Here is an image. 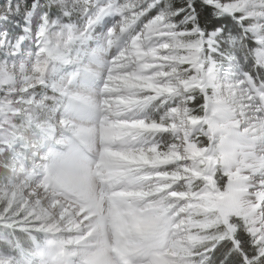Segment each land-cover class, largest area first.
<instances>
[{"label":"rangeland","instance_id":"1","mask_svg":"<svg viewBox=\"0 0 264 264\" xmlns=\"http://www.w3.org/2000/svg\"><path fill=\"white\" fill-rule=\"evenodd\" d=\"M258 3L259 0H241V7L248 6L245 15H260V9L254 6ZM68 39L66 36L65 42ZM63 75L64 71L53 77L57 86L49 83L31 91L38 81H33L31 71L25 72L22 62L9 61L6 66L0 63V111L6 115L4 124L20 125L21 120L17 117L13 121L12 115L23 111L25 116V138L17 148L15 162L10 153L0 149V161L10 170L8 178L0 180V264H117L111 251L129 264H138L153 247L161 250L155 255L159 261L140 264H204L194 259L201 237L199 206L213 208L214 215L224 223L229 213L236 212V206L228 209L223 205L225 195L235 190L236 181L226 166L225 153L217 152V157L209 161L198 138L202 134L209 143L206 129L193 132L188 126L186 134L180 114L175 121L177 128L170 132L176 135V143L162 144V139L152 132L159 129L160 118L149 121L146 111L151 94L141 81L117 66L109 69L104 83L97 81V87L103 86L98 87V93L92 87L82 88V97L73 99L75 104L87 103L90 113L79 105L75 111L73 103L68 108L69 91L75 95L76 87L84 85L70 84L71 76L61 84ZM104 85L112 89L110 96L105 95ZM128 87L129 109L118 107L112 111L117 103L114 100ZM178 106L183 112L184 105ZM154 109V114L161 117L163 110L157 106ZM65 132L70 134L67 137L77 135L88 142L100 158L103 148H99L98 140H108L104 156L109 164L106 184L111 190L105 197L112 206H105L108 210L96 212V187L105 185L90 175L93 161L87 159L88 163L75 149H52L54 140H66ZM216 163L228 175L222 189L208 176L209 167ZM31 164L40 169L43 165L44 184L36 185L37 168L29 171L34 170ZM47 180L76 195L81 204L71 200L74 197L63 198L55 187L47 186ZM124 200L132 206L130 209L119 205ZM163 224L167 233L161 238Z\"/></svg>","mask_w":264,"mask_h":264},{"label":"snow or ice","instance_id":"2","mask_svg":"<svg viewBox=\"0 0 264 264\" xmlns=\"http://www.w3.org/2000/svg\"><path fill=\"white\" fill-rule=\"evenodd\" d=\"M254 6L260 15L249 17L241 0H2L0 63L22 62L38 81L31 91L57 86L62 71L61 84L103 83L117 66L160 101L158 131L175 130L178 114L186 134L206 129L203 154L225 153L239 185L223 205L242 207L205 255L264 264V0ZM17 117L20 125L4 124L0 111V149L13 162L25 138L23 111Z\"/></svg>","mask_w":264,"mask_h":264},{"label":"trees","instance_id":"3","mask_svg":"<svg viewBox=\"0 0 264 264\" xmlns=\"http://www.w3.org/2000/svg\"><path fill=\"white\" fill-rule=\"evenodd\" d=\"M31 1L32 0H28V3H30ZM146 106L149 121L151 119H153L155 122L159 120V115L154 114V111H156L154 107L157 106L158 109L164 111L163 106L160 105V101H156L155 103L148 102V105ZM188 107L195 109L198 106L192 104L188 105ZM152 132L159 139H162V144L167 145L168 143H174L176 141L174 133L160 132L155 129ZM165 135H167V138L165 137ZM198 138L200 145L207 144V139L202 134L198 135ZM215 157H217V155H215ZM197 167H200V165L198 164ZM9 171V167L0 161V180L7 179ZM208 176L211 182L219 189H222L228 180V175L220 170L219 164L217 163L209 167ZM197 217H199L198 220L201 224V237L196 243L197 247L194 259L196 260V262L201 260L204 264L205 261H208V264H220V260L222 259L221 253H214L210 261L208 260V256L205 255V253L208 248L212 247L213 238L222 234V229L220 227L222 223L219 218L214 215L213 208L207 209L205 208V206H199Z\"/></svg>","mask_w":264,"mask_h":264},{"label":"bare ground","instance_id":"4","mask_svg":"<svg viewBox=\"0 0 264 264\" xmlns=\"http://www.w3.org/2000/svg\"><path fill=\"white\" fill-rule=\"evenodd\" d=\"M110 82V81H109ZM104 83V82H103ZM100 84V83H99ZM98 85V84H97ZM105 86V85H104ZM60 87V86H59ZM89 87L91 88H93L94 90H96V92H97V89H98V87L96 86V83H95V81L92 83V84H89L87 87H85V86H82V87H76V89H75V95H74V93H73V91H69V94H70V96L69 97H71V100L69 99V102H70V104L69 105H67L68 106V108L70 109V107L72 106V104L71 103H73V107H74V110L75 111H77V109H78V105L80 106V108L81 109H86V110H88L87 112H89L90 113V111H91V108H90V106H86V104H81V103H77V104H75V102L73 101V99L74 98H80V97H82V94L84 93V91H82V88H84L85 90H88L89 89ZM102 87L103 86H101L100 85V87H99V89H102ZM68 88V86H66V87H64V89H65V91H66V89ZM125 88H126V86H125ZM60 89V88H59ZM105 89H106V92L107 93H105V95H107V96H110L111 95V92H112V89L110 88V86H105ZM110 89H111V91H110ZM109 92V93H108ZM122 92H124V93H122ZM98 93V92H97ZM128 93H130V87H128L127 89H123V90H121V93H119V94H121L120 96H117V98H116V100H114L115 102H117L111 109H112V111H116L117 109H118V107L121 109H125V110H128L129 109V104H130V98L129 97H127V95H129ZM118 94V95H119ZM114 99V98H113ZM77 100H79V99H77ZM102 101H104V100H102ZM106 101V100H105ZM105 111V110H104ZM86 113V112H85ZM88 114V113H87ZM65 126V125H64ZM66 128H67V126H65ZM101 129V128H100ZM99 131V130H98ZM53 132V131H52ZM102 134H104V133H102ZM53 136V135H52ZM88 136V135H87ZM50 137V136H49ZM70 138V137H69ZM100 139V138H99ZM103 139V138H102ZM101 140V139H100ZM61 141H62V143H64L65 142V139H61ZM80 144H82L81 146L82 147H84V148H86L84 145H83V143H85V142H83V141H81V142H79ZM227 164H228V157H227V162H226V166H227ZM105 168H102V170H101V172H102V174H105V173H103V170H104ZM228 171L230 172V173H232L234 176H235V178H236V173H235V170H230L229 168H228ZM102 174L99 176V180H100V183L102 182V178H101V176H102ZM103 177V176H102ZM233 183V182H232ZM233 188L235 189V190H239V185H238V183H237V180L236 181H234V183H233ZM242 207V204L241 203H237V205H236V208H235V211H238L240 208ZM89 232V231H88ZM118 261H119V263L120 264H127V263H125V262H123V261H121V260H119L118 259Z\"/></svg>","mask_w":264,"mask_h":264}]
</instances>
